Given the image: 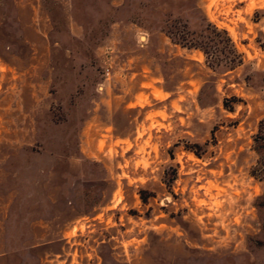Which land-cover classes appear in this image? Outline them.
<instances>
[{"label": "rangeland", "instance_id": "obj_1", "mask_svg": "<svg viewBox=\"0 0 264 264\" xmlns=\"http://www.w3.org/2000/svg\"><path fill=\"white\" fill-rule=\"evenodd\" d=\"M264 0H0V264H264Z\"/></svg>", "mask_w": 264, "mask_h": 264}, {"label": "trees", "instance_id": "obj_2", "mask_svg": "<svg viewBox=\"0 0 264 264\" xmlns=\"http://www.w3.org/2000/svg\"><path fill=\"white\" fill-rule=\"evenodd\" d=\"M256 143L258 145V150L264 149V119L261 121L259 126V133L256 136Z\"/></svg>", "mask_w": 264, "mask_h": 264}]
</instances>
